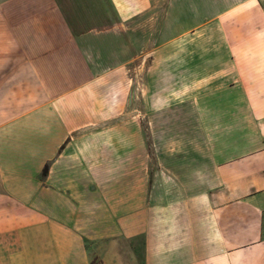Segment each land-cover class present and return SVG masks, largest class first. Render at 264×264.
Returning a JSON list of instances; mask_svg holds the SVG:
<instances>
[{"label":"crops","instance_id":"0c3cea01","mask_svg":"<svg viewBox=\"0 0 264 264\" xmlns=\"http://www.w3.org/2000/svg\"><path fill=\"white\" fill-rule=\"evenodd\" d=\"M148 6L6 0L0 264H264V70L240 77L252 88L238 90L235 75L208 96L190 77L239 59L157 48L132 87L140 69L127 68L135 51L125 20ZM165 17H176L172 7Z\"/></svg>","mask_w":264,"mask_h":264},{"label":"rangeland","instance_id":"374dc122","mask_svg":"<svg viewBox=\"0 0 264 264\" xmlns=\"http://www.w3.org/2000/svg\"><path fill=\"white\" fill-rule=\"evenodd\" d=\"M148 2L149 6L144 11L125 20L126 30L135 51V56L127 64V68L129 72L133 71V67L140 69L132 87L136 88L144 83L146 68L153 57V51L160 48L157 53L160 57L204 58L215 63H219V59L237 58L243 63L237 66L212 64L200 67L202 70L200 76H191L187 83L203 85L208 96L229 89V85L235 84V75L239 77L236 87L238 90L252 88L245 81H240V77L250 75L255 79L261 70H264L262 64H255L257 59H264V0H148ZM169 7L173 8L176 17L168 19L165 17ZM5 8L6 0H0V41H6L8 36L3 32L7 25ZM167 20L174 21V25ZM183 28H186L184 32H178ZM261 85L259 82L257 87ZM237 101L238 106L245 105L244 98H237ZM206 102L214 104V99L206 98ZM217 116L223 118L224 115ZM241 117L242 115H238L239 119H242ZM138 120L145 142L147 163L144 170L149 184L151 158L149 118L146 114H140ZM134 246L137 256H141V237L135 239ZM96 257L97 255L93 256L91 262H94ZM95 264L98 263L95 261Z\"/></svg>","mask_w":264,"mask_h":264},{"label":"trees","instance_id":"16d2710c","mask_svg":"<svg viewBox=\"0 0 264 264\" xmlns=\"http://www.w3.org/2000/svg\"><path fill=\"white\" fill-rule=\"evenodd\" d=\"M45 173V167L42 169V174H44Z\"/></svg>","mask_w":264,"mask_h":264}]
</instances>
